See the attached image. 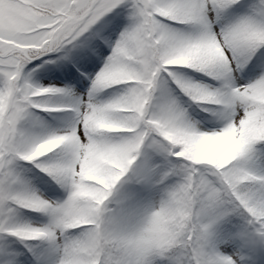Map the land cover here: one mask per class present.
Instances as JSON below:
<instances>
[{"label":"snow or ice","instance_id":"1","mask_svg":"<svg viewBox=\"0 0 264 264\" xmlns=\"http://www.w3.org/2000/svg\"><path fill=\"white\" fill-rule=\"evenodd\" d=\"M0 264H264V0H0Z\"/></svg>","mask_w":264,"mask_h":264}]
</instances>
